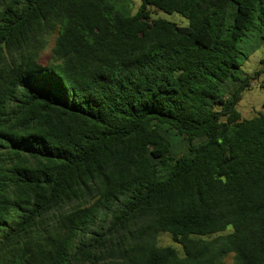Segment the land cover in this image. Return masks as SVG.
<instances>
[{"label":"trees","instance_id":"trees-1","mask_svg":"<svg viewBox=\"0 0 264 264\" xmlns=\"http://www.w3.org/2000/svg\"><path fill=\"white\" fill-rule=\"evenodd\" d=\"M261 45L264 0H0V264H264Z\"/></svg>","mask_w":264,"mask_h":264},{"label":"rangeland","instance_id":"rangeland-1","mask_svg":"<svg viewBox=\"0 0 264 264\" xmlns=\"http://www.w3.org/2000/svg\"><path fill=\"white\" fill-rule=\"evenodd\" d=\"M140 5L141 0H130V8L133 13L138 10ZM150 12L153 18H164L179 26H188L190 23L186 16L178 12L167 13L161 9H156L155 7H150ZM54 39L55 36L52 38L50 46L41 55V61L44 64L51 61L52 47L55 43ZM263 59L264 45H261L245 60L242 69L249 74H255L259 69L264 70V63H262ZM238 109L242 112L243 116L247 118L253 117L254 115H257L259 111L264 110V72L255 79V83L250 88L245 90L243 98L238 104ZM160 244L172 245L183 254L182 246L175 242L172 235L168 232H162L160 234ZM233 262V256L230 255L226 259V264H233Z\"/></svg>","mask_w":264,"mask_h":264}]
</instances>
